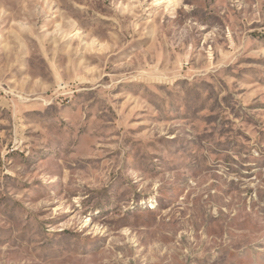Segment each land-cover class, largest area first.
I'll use <instances>...</instances> for the list:
<instances>
[{
	"label": "rangeland",
	"instance_id": "1",
	"mask_svg": "<svg viewBox=\"0 0 264 264\" xmlns=\"http://www.w3.org/2000/svg\"><path fill=\"white\" fill-rule=\"evenodd\" d=\"M0 264H264V0H0Z\"/></svg>",
	"mask_w": 264,
	"mask_h": 264
}]
</instances>
